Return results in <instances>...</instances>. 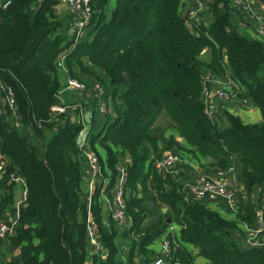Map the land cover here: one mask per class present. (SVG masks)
I'll return each mask as SVG.
<instances>
[{
  "label": "trees",
  "instance_id": "trees-1",
  "mask_svg": "<svg viewBox=\"0 0 264 264\" xmlns=\"http://www.w3.org/2000/svg\"><path fill=\"white\" fill-rule=\"evenodd\" d=\"M112 1L91 0V24L76 43L68 9L59 12L63 0L0 4V165L3 159L7 163L0 217L14 206V187L8 184L12 173L25 180L27 191L18 223L5 239L21 250L11 264H86L89 210L104 246L103 254L93 255V264H148L162 238L153 230L166 231L169 219L180 227L166 235L175 264H197L189 245L209 264H264V244H245L240 226L254 224L257 202H240L238 220L224 217L206 200L186 202L182 179H163L153 157L175 150L201 167H206L204 158L224 168L239 161L247 187L264 189V38L238 30L229 0L216 1L212 23L198 24V34L180 16L182 0H116L114 7ZM206 48L209 60L201 57ZM64 52L68 75L95 78L113 100L116 117L93 118L88 146L112 182L122 155L129 154L126 204L132 223L125 229L112 217L105 222L100 187L89 204L84 150L77 142L83 125L76 122V110L52 113L61 104L59 57ZM208 73L234 77L240 94L261 110L263 122L246 123L225 112L229 125L220 127L209 118L202 96ZM10 89L14 109L8 103ZM164 113L175 130L170 135L154 125ZM258 204H264L263 197Z\"/></svg>",
  "mask_w": 264,
  "mask_h": 264
},
{
  "label": "built area",
  "instance_id": "built-area-1",
  "mask_svg": "<svg viewBox=\"0 0 264 264\" xmlns=\"http://www.w3.org/2000/svg\"><path fill=\"white\" fill-rule=\"evenodd\" d=\"M195 9H190L189 18H194L199 10L204 8H212L217 0H194ZM262 1V0H261ZM10 0H0L1 5H7ZM63 4L68 9L70 16V34L74 35V43L78 42L83 36L93 18V10L91 0H63ZM231 14H236V7L245 9L250 14L249 17L256 24V32L264 38V2L262 1L261 11L256 10L253 5V0H229ZM65 52L62 53L61 62L65 60ZM67 89L77 92L80 96H84L88 84L85 80L78 77L68 75L65 84ZM95 93V101L91 103L94 108V114H99L102 117H116V111L111 107L113 102L109 96L107 89L98 82L91 88ZM242 90L239 82L232 76L225 77L213 74H206L202 85V96L205 101L206 113L212 120L217 119L221 102H232L238 98ZM215 96L216 102L210 101L211 96ZM8 103L11 109H14V99L12 90L10 89L7 95ZM251 98H245V101ZM92 107V108H93ZM76 110V122L83 125L80 131L77 142L83 148L84 154L89 162V167L84 168L83 179L89 184V204H91L92 196L96 187H100L101 194L108 200L109 209L112 219L119 225L129 226L131 219L127 215L126 204V177L128 158L123 159V163L118 167V176L115 182H112L111 176H105L102 170V165L99 156L85 149L89 144V134L92 128L89 122L88 105L84 106L77 102L75 104H56L52 107L54 115L66 113ZM2 113V104L0 103V114ZM16 125H19L17 121ZM155 158L154 166L157 172L163 179L181 178L182 179V194L186 202L192 199L217 201L223 205L225 209H230L231 212L237 213L240 206L238 199L237 188L234 184L233 168L218 169L216 175L202 172L199 170L197 163H191L177 151L168 150L163 153L160 158ZM187 164L192 166L190 172L185 176L184 169ZM6 160L3 159L0 165V173L5 172ZM7 170V169H6ZM21 176L17 173H12L10 180H18ZM27 191L24 192V199ZM87 232L91 244V254L86 264H93L92 257L95 254H103L104 246L100 240V234L95 222L94 215L89 210L86 218ZM14 223L7 216L0 219V241L5 240L12 230ZM264 204H262L256 212L255 222L253 225L245 224L243 229V242L250 246H262L264 244ZM174 246L171 240L164 235L160 239L159 249L154 259L148 264H175L172 261Z\"/></svg>",
  "mask_w": 264,
  "mask_h": 264
},
{
  "label": "crops",
  "instance_id": "crops-1",
  "mask_svg": "<svg viewBox=\"0 0 264 264\" xmlns=\"http://www.w3.org/2000/svg\"><path fill=\"white\" fill-rule=\"evenodd\" d=\"M253 5H254V8L256 10L261 11V9H262V1L261 0H253ZM59 8L66 9V7L63 3H61V5H59ZM192 8L193 9L196 8V4H195L194 0H182L179 12H180V16L184 20L185 24L189 27V29L193 33L198 34V31H199L198 28L200 26L198 24H205L206 26H209L214 19V14H213L212 8H204V9L199 10L198 13L194 16V18L190 19L189 18V11ZM236 10L238 11V13L232 14V19L234 20V23L238 27V30L240 32H244L245 34H247L251 37L261 38L262 36L260 37V35L256 32L257 31L256 30V24H255L254 20L249 17L250 14L248 13V11L245 9H242L238 6L236 7ZM68 27H69V24H68ZM61 55H60L59 59H61ZM201 57L204 60H209L210 49L209 48L204 49ZM224 64L226 67L229 66L227 55H225ZM59 74H60V81H61V90L59 91L58 97H59V100L62 104L72 105V104L79 102L84 106L88 105L89 114L87 116L89 118L90 123L92 122L93 118H95L97 120L99 118V119H102V121L107 119L106 117H102L99 114L93 115L95 107H93L91 105V103L93 101H95L96 98H95V93L91 90V88H93L95 86V83L97 82L95 78L87 79V81H86L88 84L87 91H86L84 96H80L77 92L70 90V89H67L65 86L66 79L68 77V69H67L64 61L61 63V65L59 67ZM210 101L216 102L217 100H216L215 96L212 95L210 97ZM111 107L114 109L113 102L111 104ZM225 112H232L236 115L241 116V118L246 123H261V122H263V115H262L261 110L257 107V105L254 103V101L252 99L245 101V98L242 95H239L238 98L232 102H225V103L221 102V106L219 107V113H218V117H217V121L219 122L220 127H227L229 125ZM161 118L165 119L166 122L168 123L167 126L169 128L167 130L163 129L165 131L166 135L172 134L173 133L172 130H174V129L169 126L171 120L169 117H167L165 115V113L161 114L155 120L154 125H156V122L158 120H160ZM182 139H183L182 137L178 136V140H180L182 143H184V140H182ZM88 145L85 146V149L92 151V149H90V147ZM82 155L84 156V161H83L84 168H87V167H89V162L86 158V155L85 154H82ZM125 157H129L128 152H126V153H124V155H122V159H125ZM203 160L206 163V165H205L206 167H201L198 164L199 170H201L202 172H208L209 174H212V175L213 174L216 175V172L218 171V169L233 168L234 179H235L234 184L237 188V194H238L239 201L240 202H242V201L243 202H250V201L257 202V207H256V212H257V209L262 205V204H258V203L262 197L264 198V189L259 184L254 185L251 189H249L247 187V185L244 183L245 181L242 179V176L240 174L241 168H240L239 172L236 170V163L239 161H237L234 166H229L227 168H224V167H220L215 162H213L212 158H206V159L204 158ZM189 162H191V161H189ZM191 163H193V162H191ZM187 165H190V164H187ZM6 166H7V163H6ZM6 169H5V172H2V174H4V176H5V173L7 172ZM190 170H193V169L185 166V169H184L185 176L190 172ZM3 179H4V177H3ZM1 180H0V182H1ZM8 184H10L14 187L13 188L14 206L7 209L4 213V215L2 217H0V219L7 216L8 218H11V220L13 221V223L15 225L18 223L19 215L25 207L24 192L26 190V184H25V180L22 177L18 178V180H9ZM86 185H87V188L89 189V184L87 181H86ZM4 191L5 190L3 188V185L0 184V197ZM103 201H104L103 202L104 220H105V222L108 223V221L111 218L109 204H108V200L106 198H104ZM208 202H211V201H208ZM213 202H215V205L220 207L226 214L232 213L231 211H228L227 209H225L221 203H219L217 201H213ZM212 209H214V208H212ZM214 210H217V209H214ZM218 212H220V211H218ZM255 217H256V214H255ZM233 220H238L237 215L235 216V218ZM131 223H132V221H131ZM168 223L170 224V227L167 228L166 231L164 229H161L162 230L161 234H163L162 237L164 235H167L168 231H173V230L178 231L180 228L179 225H177V224H174L172 222H168ZM245 224L246 223H242V222L240 223V226L242 229H245ZM120 226L122 229L126 228L124 225H120ZM11 232H12V230H11ZM159 245H160V239L158 240V242L156 244L157 251L159 249ZM189 248L191 249L192 252L195 253V261L197 264H209L208 258H206L205 256L197 254V251H198L197 247H195L193 245H189ZM20 252H21L20 248L18 246L12 245L9 240L8 241H5V240L0 241V264H11V262L13 260H15V259L19 260L20 259Z\"/></svg>",
  "mask_w": 264,
  "mask_h": 264
},
{
  "label": "rangeland",
  "instance_id": "rangeland-1",
  "mask_svg": "<svg viewBox=\"0 0 264 264\" xmlns=\"http://www.w3.org/2000/svg\"><path fill=\"white\" fill-rule=\"evenodd\" d=\"M112 7H114L115 6V4H116V0H113L112 2ZM66 7V6H65ZM63 11V8H59V12H62ZM97 71H98V73L99 74H103V72L100 70V69H97ZM167 122H166V120L165 119H163V118H161L160 120H158L157 122H156V126H160L162 129H165V130H167L169 127L167 126ZM172 132H173V130H172ZM209 204H210V206L212 207V208H214V209H217L218 211H220L221 212V214L224 216V217H227V218H229V219H234L235 218V216H236V213L234 214V212H232L231 214H226L220 207H218V206H216L215 205V202H213V201H211V202H209ZM163 235V234H162Z\"/></svg>",
  "mask_w": 264,
  "mask_h": 264
},
{
  "label": "water",
  "instance_id": "water-1",
  "mask_svg": "<svg viewBox=\"0 0 264 264\" xmlns=\"http://www.w3.org/2000/svg\"><path fill=\"white\" fill-rule=\"evenodd\" d=\"M220 5L222 6L223 4L221 3ZM112 17H113V12L112 11H109L108 16H107V21H111L112 20ZM125 75L129 78V74L128 73H126ZM157 136H160V134H157ZM240 168H241V164H240V162H237L236 163V170L239 172L240 171ZM3 177H4V174L0 173V180L3 179ZM254 177H255V175L252 176V178H254ZM148 204L151 207H154L155 202L153 200H151V201L148 202ZM167 209H168L167 207H163L162 208L163 212H166ZM159 221H160V218L157 217L156 218V222H159ZM168 222H171V219H169ZM152 225H155V223H153ZM153 233H154V235H158V234H161L162 233V230L161 229H154L153 230Z\"/></svg>",
  "mask_w": 264,
  "mask_h": 264
}]
</instances>
